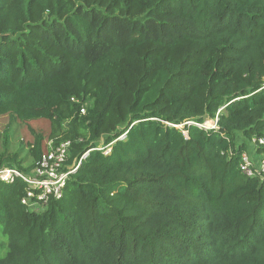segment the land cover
<instances>
[{"label":"trees","instance_id":"trees-1","mask_svg":"<svg viewBox=\"0 0 264 264\" xmlns=\"http://www.w3.org/2000/svg\"><path fill=\"white\" fill-rule=\"evenodd\" d=\"M0 115L88 152L39 210L0 179V264H264V0H0Z\"/></svg>","mask_w":264,"mask_h":264},{"label":"built area","instance_id":"built-area-1","mask_svg":"<svg viewBox=\"0 0 264 264\" xmlns=\"http://www.w3.org/2000/svg\"><path fill=\"white\" fill-rule=\"evenodd\" d=\"M85 112L86 108L82 107L81 113L84 114ZM211 122L213 123L212 126L216 124V121ZM179 126H182V124ZM253 140L257 145L261 144L264 146V137ZM49 145L50 147L43 153L41 160L34 167L31 175H26L14 168L0 173V178L3 181H13L15 177H20L28 183L30 189L22 202L28 204L30 208L35 210H39L43 205H47L51 197H62L63 189L71 173L79 166L81 159L88 153L86 152L76 164L66 165L71 142L63 141L56 146H52L50 142ZM261 161L263 169L260 168L258 171H264V155ZM241 169L247 175L255 173L251 159L246 153L242 155Z\"/></svg>","mask_w":264,"mask_h":264},{"label":"rangeland","instance_id":"rangeland-1","mask_svg":"<svg viewBox=\"0 0 264 264\" xmlns=\"http://www.w3.org/2000/svg\"><path fill=\"white\" fill-rule=\"evenodd\" d=\"M209 123L210 126L213 125L211 120ZM50 130V122L46 119L22 121L13 116L0 115V155L5 153V160L11 157H15L18 160L26 159L22 165L27 169L22 172L26 175H31L32 170L29 169L32 163V159L29 156L30 143L34 140L36 133H41L47 137ZM243 140V138H239L238 142ZM244 153L249 155L253 167L257 170L262 168L261 158L263 154L259 152L258 145L254 140L247 142V150ZM12 168L18 169L14 163L0 164V173L7 172Z\"/></svg>","mask_w":264,"mask_h":264},{"label":"bare ground","instance_id":"bare-ground-1","mask_svg":"<svg viewBox=\"0 0 264 264\" xmlns=\"http://www.w3.org/2000/svg\"><path fill=\"white\" fill-rule=\"evenodd\" d=\"M204 126L209 127V126H210L209 121H206V122L204 123Z\"/></svg>","mask_w":264,"mask_h":264}]
</instances>
